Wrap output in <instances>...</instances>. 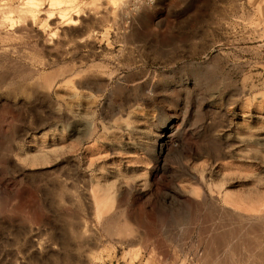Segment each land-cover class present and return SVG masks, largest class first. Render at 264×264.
Wrapping results in <instances>:
<instances>
[{
	"label": "rangeland",
	"instance_id": "1",
	"mask_svg": "<svg viewBox=\"0 0 264 264\" xmlns=\"http://www.w3.org/2000/svg\"><path fill=\"white\" fill-rule=\"evenodd\" d=\"M0 264H264V0H0Z\"/></svg>",
	"mask_w": 264,
	"mask_h": 264
},
{
	"label": "bare ground",
	"instance_id": "2",
	"mask_svg": "<svg viewBox=\"0 0 264 264\" xmlns=\"http://www.w3.org/2000/svg\"><path fill=\"white\" fill-rule=\"evenodd\" d=\"M32 1V3L34 2V1H37V0H31ZM57 1V0H56ZM62 16V15H61Z\"/></svg>",
	"mask_w": 264,
	"mask_h": 264
}]
</instances>
